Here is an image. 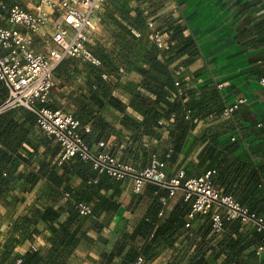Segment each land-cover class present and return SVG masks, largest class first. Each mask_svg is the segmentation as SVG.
<instances>
[{
	"label": "trees",
	"instance_id": "16d2710c",
	"mask_svg": "<svg viewBox=\"0 0 264 264\" xmlns=\"http://www.w3.org/2000/svg\"><path fill=\"white\" fill-rule=\"evenodd\" d=\"M133 28L140 35H130L127 29L133 41L124 45L125 53L116 59L117 64L95 54L87 45L100 58L102 67L84 63L85 100L74 98L79 105L74 117L81 124L82 140L90 148L97 147L100 141L108 142L111 154L137 168L147 166L154 154L164 162L166 174L167 168L183 169L184 178H188L213 169L210 182L221 194L232 196L240 205L264 218V194L259 186L264 179V126L257 125L264 114L252 115L247 107L239 104L231 117L220 120L225 103L214 85L197 92L181 81V87H188L186 98H171L175 91L171 63L183 53L188 58L182 64L192 62L197 52L195 42L181 35L180 26L166 27L168 39H175L174 46L170 43L167 50L159 53L148 39L143 21L139 20ZM78 62L67 58L61 63L75 67ZM118 66L128 74L134 73L137 81L118 77ZM103 70L113 79L103 80L100 76ZM261 77L264 72H258L255 78ZM116 90L127 95L125 102L114 93ZM126 107L139 114L140 120L125 114ZM206 116L209 123L191 137L197 119ZM160 120L166 127L165 138L159 132ZM35 123V113L25 107L0 113V205L13 219L10 223L16 233L3 248L0 264H16V259H20L17 264H71L68 258L77 246L90 247L88 230L96 232L97 240L104 242L99 234L121 207L118 201L121 180L97 175L89 161L77 156L57 165L59 144L48 136L34 133L29 136L32 129L36 131ZM85 125L89 127L87 131ZM125 132L129 133L127 139ZM22 142L33 149L27 157L19 153ZM40 146L42 157L35 160L38 168L17 171L18 162H29ZM35 187L33 201L18 211V204L24 201L22 192H30ZM64 193L68 194L65 200ZM167 193L165 187L150 181L139 192L132 191L131 201L137 210L144 206L143 215L130 233H122L111 251L99 253L98 264H133L138 255L143 256L142 264H146L168 252L162 264H218L216 260L222 250L212 244L219 234L212 230L210 212L197 213L191 226L185 227L192 197L184 199L181 195L159 220L161 199ZM78 201L91 206L90 215L78 214L74 207ZM240 225L237 219L224 220L221 233L227 227L237 231ZM38 237L48 244L45 250L39 246L23 253L13 252L14 246L22 241H34ZM234 255V245L228 244L225 262Z\"/></svg>",
	"mask_w": 264,
	"mask_h": 264
},
{
	"label": "crops",
	"instance_id": "0c3cea01",
	"mask_svg": "<svg viewBox=\"0 0 264 264\" xmlns=\"http://www.w3.org/2000/svg\"><path fill=\"white\" fill-rule=\"evenodd\" d=\"M35 0H0V3L18 4L24 8H30ZM5 12L0 9V25L4 24ZM147 18H153L157 28L166 32V27L180 26L182 36L191 38L197 47L194 60L189 64H182V60L188 58L186 53L176 57L171 66H181V81L195 91L214 85L221 93L225 104L232 103L236 98L242 97L241 107H247L251 114L260 117L264 114V86L256 79L258 72H264V0H104L101 9L95 15V29L89 38V48L98 55L105 57L117 64L118 59L125 53L124 45L133 41V36L127 33V29L135 27L141 20L146 25ZM20 30H23L19 26ZM130 30V29H129ZM148 34V32L146 31ZM170 38V37H169ZM174 46L175 39H169ZM45 40L39 36L34 37V49L41 50ZM70 61V60H69ZM68 61V62H69ZM73 63H76L75 60ZM79 63V62H78ZM239 74V75H238ZM245 75V82L238 83L234 78ZM87 71L78 67L60 63L54 71V85L49 93V106L61 108L76 113L78 103L74 98L84 102L85 79ZM242 77V76H241ZM137 81L134 73H126L124 80ZM243 81V80H242ZM127 100V95L116 90L114 92ZM7 89L0 81V101L6 96ZM119 115V112L113 111ZM125 114L140 120L141 116L130 108H125ZM220 120L222 117H220ZM209 123L208 117L197 119L190 136L193 137ZM29 132L46 136L38 130ZM163 138L167 132L159 129ZM129 136L125 132V138ZM19 153L27 157L33 149L26 142L21 143ZM43 147L40 146L37 153L33 154L27 163L18 162L17 171L36 170V159L42 157ZM175 169L167 168V178L174 176ZM40 183L37 184V186ZM36 186V187H37ZM22 192L24 201L18 204V211L33 201L35 190ZM121 194L118 201L120 210L114 215L108 226L100 232L101 240H97V233L88 230L90 247L77 246L70 254L68 261L71 264H98L101 261L100 252L108 253L114 248V244L122 233H130L144 212V206L137 210L134 201H131V179L126 177L120 181ZM182 193L177 191L171 201L165 216L171 206L176 203ZM13 217V216H12ZM13 219L6 215L4 208L0 209V255L8 243V239L16 235L11 226ZM252 223H245L234 231L230 227L217 235L212 241L215 247H221L216 262L221 264H264V233L253 231ZM37 247L42 250L47 248L45 241L38 237ZM228 244L234 245L235 255L225 262ZM261 246V250L257 248ZM28 249V240H24L14 246L13 252L23 253ZM169 252L154 262L146 264H162ZM119 260V259H117Z\"/></svg>",
	"mask_w": 264,
	"mask_h": 264
},
{
	"label": "built area",
	"instance_id": "2783aa9c",
	"mask_svg": "<svg viewBox=\"0 0 264 264\" xmlns=\"http://www.w3.org/2000/svg\"><path fill=\"white\" fill-rule=\"evenodd\" d=\"M103 2L104 0H35L30 8L0 3V9L5 12L4 24L0 25V81L7 89L6 96L0 101V113L19 106L32 110L36 115V127L59 144L60 150L55 158L57 165L77 156L83 161H89L91 169L97 175L106 174L114 180L129 177L133 192H139L146 181L165 187L168 193L161 199L163 206L158 212L159 220L165 217L171 201L177 191H180L184 199L192 197L185 227L191 226L197 213L210 212L212 230L216 234L221 233L224 220L235 219L242 224L252 223L257 231L264 232L263 217L240 205L232 196L221 194L214 187L210 182L213 169L188 178H184L183 169H178L174 176L167 178L164 162L154 154L147 166L137 168L111 154L108 142L100 141L97 147H88L80 135L81 124L73 113L49 106L54 71L64 59L73 58L94 67H102V61L87 47V43L95 29V15ZM145 23L148 39L159 53L167 50L171 43L167 32L160 31L153 18H147ZM129 29L135 37L140 35L137 29ZM35 36L45 40L40 51L34 49ZM158 56L161 57L160 54ZM181 70V66H174L172 69L175 91L171 98H186L188 87L180 85ZM116 75L126 77L122 66L117 67ZM100 76L106 81L113 79L105 70ZM258 82L264 86V77ZM242 102L243 98L238 97L232 103L225 104L220 117H231ZM188 112L189 110L186 114ZM158 123L163 124L161 120ZM257 125L264 126V119ZM84 129L87 131L88 125ZM159 129L166 131L163 125ZM259 186L264 194V179ZM67 198L68 194L64 193L63 199ZM74 207L80 215H90L92 212L91 206L85 202H75ZM36 248V240L28 241V249ZM261 248L259 246L257 250ZM143 260V256L138 255L133 264H142ZM19 262L20 259L15 260L16 264Z\"/></svg>",
	"mask_w": 264,
	"mask_h": 264
},
{
	"label": "rangeland",
	"instance_id": "374dc122",
	"mask_svg": "<svg viewBox=\"0 0 264 264\" xmlns=\"http://www.w3.org/2000/svg\"><path fill=\"white\" fill-rule=\"evenodd\" d=\"M89 44V42L87 43V45ZM75 67H78V69H81L82 71H84V70H86V68H85V64L84 63H77L76 64V66ZM74 67V68H75ZM239 75V74H238ZM236 76V78H234L238 83H240L241 84V86H243L242 85V83H244L245 82V75L244 74H240L241 76ZM243 80V81H242ZM0 209H1V205H0Z\"/></svg>",
	"mask_w": 264,
	"mask_h": 264
}]
</instances>
